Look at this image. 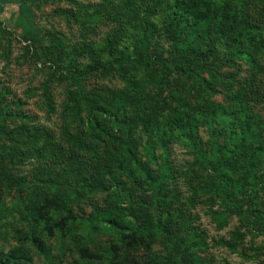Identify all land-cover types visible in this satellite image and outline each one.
Returning a JSON list of instances; mask_svg holds the SVG:
<instances>
[{
	"label": "trees",
	"instance_id": "trees-1",
	"mask_svg": "<svg viewBox=\"0 0 264 264\" xmlns=\"http://www.w3.org/2000/svg\"><path fill=\"white\" fill-rule=\"evenodd\" d=\"M262 3L256 14V0H73V43L42 32L35 0H19L24 41L49 42L44 65L74 89L58 135L0 91L11 143L0 151V264H62L67 249L70 264H233L219 249L264 264ZM96 76L123 86L89 88ZM178 147L192 160L175 163ZM200 205L219 230L237 220L228 236L208 237Z\"/></svg>",
	"mask_w": 264,
	"mask_h": 264
},
{
	"label": "rangeland",
	"instance_id": "rangeland-1",
	"mask_svg": "<svg viewBox=\"0 0 264 264\" xmlns=\"http://www.w3.org/2000/svg\"><path fill=\"white\" fill-rule=\"evenodd\" d=\"M18 1L7 0L4 12L0 15V22L3 26L8 28L10 35L3 38L0 36V91L6 87L9 90L7 94L8 103L12 109L18 108L24 113L29 114L30 119L25 120L32 125H40L50 130H53L57 135L60 131L62 123V111L65 102L68 101L69 91L73 90L70 87V82L59 81L52 76V71L44 65V57H41V49L43 46L49 45V42L43 45L42 39H38L35 43L25 42L23 39V30L18 25ZM73 0H35V17L36 24L40 27L41 31L54 37L65 36L68 42H77L81 39L82 33L79 24L73 17L68 15V12L73 10L75 12V5L72 4ZM79 4L85 6H93L101 2V0H77ZM264 0H256V8ZM263 4V3H262ZM106 29L101 27L97 31V36H104ZM264 61V57H263ZM248 73L242 72L241 75L245 77ZM104 85L110 88H121L123 83L118 77L104 78L96 76L90 79V86ZM50 96V102L54 108L51 110L46 104V94ZM221 100V97H217ZM21 101V106H19ZM1 112V111H0ZM10 126L20 124V120L8 121ZM11 146V143L6 138H0V151L1 147ZM173 160L175 163L183 164L186 160H192L182 147L174 149ZM8 162L4 163L6 166ZM32 164L28 163L27 166L21 169L22 173H28L32 169ZM10 169V168H9ZM0 182H3L0 179ZM1 185V184H0ZM182 191L189 194V188L186 184H182ZM87 214L92 212V207L84 204ZM208 208L204 205L196 206L192 212L198 217V224L208 234V237L217 238L221 236H228V232L237 224V220L230 221L228 228L223 230L218 229V222H215L212 217L207 215ZM57 248V245H56ZM216 254L219 259L228 258L233 264H242L241 259L236 255H229L226 250H217ZM69 249L65 250V255L62 256V264H70L71 260L75 258ZM36 264H43V262L36 258Z\"/></svg>",
	"mask_w": 264,
	"mask_h": 264
}]
</instances>
